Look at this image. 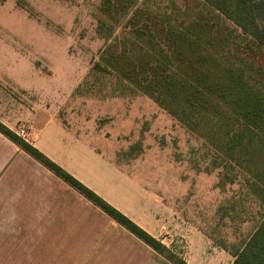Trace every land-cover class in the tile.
<instances>
[{
	"label": "rangeland",
	"instance_id": "obj_1",
	"mask_svg": "<svg viewBox=\"0 0 264 264\" xmlns=\"http://www.w3.org/2000/svg\"><path fill=\"white\" fill-rule=\"evenodd\" d=\"M102 1L0 0V121L17 130L48 114L97 133L95 147L121 174L92 157L79 170H90L113 205L179 256L200 255L203 243L188 236L195 228L204 233L210 243L201 255L213 264L214 245L235 252L253 234L264 200L153 100L94 69L106 45L98 31ZM150 4L165 8L168 0ZM225 256L219 264L232 262ZM140 257L135 261L157 264L148 252Z\"/></svg>",
	"mask_w": 264,
	"mask_h": 264
},
{
	"label": "trees",
	"instance_id": "obj_2",
	"mask_svg": "<svg viewBox=\"0 0 264 264\" xmlns=\"http://www.w3.org/2000/svg\"><path fill=\"white\" fill-rule=\"evenodd\" d=\"M138 2L102 1L94 69L153 100L264 200V0ZM0 133L167 260L189 264L2 121ZM234 257L264 264V215Z\"/></svg>",
	"mask_w": 264,
	"mask_h": 264
},
{
	"label": "crops",
	"instance_id": "obj_3",
	"mask_svg": "<svg viewBox=\"0 0 264 264\" xmlns=\"http://www.w3.org/2000/svg\"><path fill=\"white\" fill-rule=\"evenodd\" d=\"M8 126L16 134L24 128L23 139L112 204L92 180L90 170L81 171L78 167L82 159L100 158L121 174L109 154L95 147L97 133L68 127L48 114H35L28 125L17 130ZM55 132L63 139L56 137ZM42 137L52 144L41 141ZM145 230L160 240L154 232ZM191 231L188 239L203 243L200 255L186 250L180 257L189 264H208L201 253L209 248L210 239L196 228ZM0 234V264H144L135 259H142L140 255L146 252L157 264H173L1 133ZM214 247L217 251L213 264H219V257L225 255L233 263L234 252Z\"/></svg>",
	"mask_w": 264,
	"mask_h": 264
},
{
	"label": "built area",
	"instance_id": "obj_4",
	"mask_svg": "<svg viewBox=\"0 0 264 264\" xmlns=\"http://www.w3.org/2000/svg\"><path fill=\"white\" fill-rule=\"evenodd\" d=\"M17 135L20 136L21 138L26 136V130L24 128H21L18 130Z\"/></svg>",
	"mask_w": 264,
	"mask_h": 264
}]
</instances>
